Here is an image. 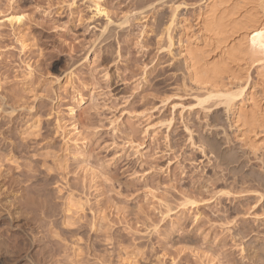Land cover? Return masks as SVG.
Listing matches in <instances>:
<instances>
[{"label": "rangeland", "instance_id": "374dc122", "mask_svg": "<svg viewBox=\"0 0 264 264\" xmlns=\"http://www.w3.org/2000/svg\"><path fill=\"white\" fill-rule=\"evenodd\" d=\"M205 1L0 0V264H264V131L248 147L179 52L221 57Z\"/></svg>", "mask_w": 264, "mask_h": 264}, {"label": "bare ground", "instance_id": "6f19581e", "mask_svg": "<svg viewBox=\"0 0 264 264\" xmlns=\"http://www.w3.org/2000/svg\"><path fill=\"white\" fill-rule=\"evenodd\" d=\"M254 1H257V0H254ZM205 2L206 3L204 4L203 7H201V8L198 7L199 12L201 14V17H200L201 20H199L200 24H201V29L204 33H206V32L211 33V35H210L211 37L213 35V37L215 38L214 39L215 42L213 44L216 46L217 50H219V52L222 53V54L220 53L221 57H219V59L217 58L218 59L217 60L216 59L217 56H216L215 57L216 60H213L212 58H214V57H213V55H211L212 53L210 54L211 49L210 50L208 49L209 51H207L206 49L204 50L201 47H197L196 43L193 44L194 46H191V44L190 45L186 44L185 43L186 41L184 42V40L182 38H178L179 44L182 41L181 46L179 45L180 46L179 52L182 54L183 62L185 63L184 65H185V68L187 71V75L189 77L188 79H190L193 83L198 85V87H196V88H201L206 92V95H207L206 98L208 97L207 99H209V97L212 98V96L216 97V98L218 97L217 98V104L218 103L221 104V102H222L224 104V106H226L225 107L226 110L227 109L231 110L230 115H232V121L234 122L233 124L234 125L236 124L238 126L236 128H239L240 135L244 134V132H246V134H244V135L246 136L247 140H246V138L244 140L248 141L249 138L251 139L253 137L250 135V133L253 135H256V137H257V134L259 135L258 132H260V131H258V128L260 130L262 129L264 131V110H262V108L260 107L261 106L260 103L258 104V102L256 103V101L253 100V97L250 96L252 94L249 93L247 91V88H246L250 83V74H249L250 67H252V65H254L255 61H258V63H259V60L261 62L264 60V19L262 22L258 18L254 19V15H253L257 11V7H258L257 5H259L258 3H260V2L258 1L257 4H255V2H252L253 4H255L257 6V7L254 6L256 8L253 9V7H252L253 4L251 5L250 10L253 9L255 11V9H256V11L253 12V14L250 11H249L250 14H248V10H249L248 7L249 6L247 7V5L250 2L247 0H234V1H232V0H209V1H207L206 0ZM229 2H232L233 4H231V6L228 5V7L227 6L224 7ZM177 8L178 7L176 6L174 9L176 10ZM243 10H246L247 14ZM258 13H259L258 14V16H259L260 11ZM255 16L257 17V12H256ZM260 16H263V15L261 14ZM263 17H261V18H263ZM8 21L11 25H12V23H20L21 17L16 16V15H11L8 17ZM171 22H173V18L171 19L170 24L168 23L169 24L168 27H165L166 31H167L166 32L167 35L166 34L165 35L167 36L166 39H168V42H169L168 46L169 47L172 45V42H173L171 39L172 37L170 36L171 33H169V27L171 25ZM235 39H238V40L241 39L240 40L241 42L237 41V44L235 45V43H236ZM233 41H234V44L232 43ZM22 44H23V42H22ZM212 50H211V52H213ZM214 50H215V47H214ZM216 54H218V53H216ZM261 59H263V60H261ZM258 63L256 62V64H258ZM263 64L261 63V65H263ZM260 68H261V66H260ZM260 68H258V69H260ZM254 70H255V68H254ZM262 75L264 76V74H262ZM258 76H259V74L257 73V77ZM260 78H263V77H261V75H260V77L257 79H260ZM257 81H259V80H257ZM261 81H259L260 84H262ZM28 84H30V83H28ZM219 98H221V100H218ZM205 100L201 99L200 102H205ZM0 101H2V100H0ZM200 102L198 101V103H200ZM223 104H221V105H223ZM251 104H252V109H248V105H251ZM253 105L256 106V108H254ZM213 106H215V105H213ZM0 107H1L0 109L2 112L7 111L6 109H8V108H6L7 106L4 108L3 105ZM9 108L10 109H8V111L10 112V115H11V113L14 112L15 108L13 106H10ZM7 112H5V113H7ZM5 113H4V115H5ZM211 126H212V124H211ZM224 133H225V131H224ZM28 136H29V134H28ZM245 136H243L242 138H244ZM256 137L254 136V138H256ZM251 140H253V138ZM251 140L248 141L250 144L248 142H247V144L250 145V146L248 145V147H251L254 150L256 148V146H254L253 144L257 143V142L254 140L255 142L253 143V141H251ZM259 140H260V138H259ZM259 140H258V142H260ZM244 144H245V142H244ZM261 145H258V146H260V148H258V150L259 149L262 150ZM263 148H264V146H263ZM252 149H250V150L252 151ZM254 151H256V149ZM254 151H252V153H254ZM256 152L253 154L254 156L256 155ZM248 155H250V154H248ZM259 155H260V153H259ZM261 156L258 158L259 160H260ZM64 166L66 167V165H64ZM61 170H62V168H61ZM0 177L2 179L4 176H2V174H0ZM1 181L2 180H0V182ZM2 186H3V184H0V190H1V188H3ZM64 198H65V196H64ZM37 199H38V197H37ZM184 202L186 203V201H184ZM184 202L182 204H184ZM64 203H65V201H64ZM79 204H81V203H79ZM182 204H180V205H182ZM0 218H1V216H0ZM2 218H3V216H2ZM68 223H69V221H68ZM27 261H29V259ZM30 262H28V263H30ZM32 263L35 264L34 261Z\"/></svg>", "mask_w": 264, "mask_h": 264}]
</instances>
